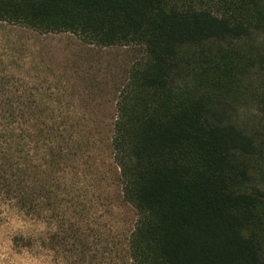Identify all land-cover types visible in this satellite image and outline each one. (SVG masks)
<instances>
[{
	"label": "trees",
	"instance_id": "16d2710c",
	"mask_svg": "<svg viewBox=\"0 0 264 264\" xmlns=\"http://www.w3.org/2000/svg\"><path fill=\"white\" fill-rule=\"evenodd\" d=\"M5 27L143 49L108 145L137 215L128 264H264V0H0ZM12 50L0 56V200L31 219L60 215L86 247L101 121L74 114L92 106L76 90L41 95ZM246 109L257 114L243 120Z\"/></svg>",
	"mask_w": 264,
	"mask_h": 264
},
{
	"label": "rangeland",
	"instance_id": "374dc122",
	"mask_svg": "<svg viewBox=\"0 0 264 264\" xmlns=\"http://www.w3.org/2000/svg\"><path fill=\"white\" fill-rule=\"evenodd\" d=\"M0 45V56L5 55L4 48L6 51L14 49L17 58L18 55L26 57L20 66L23 71L38 76L34 86L41 95L55 96L65 88L64 100L72 101L70 91L81 93L77 103L84 100L92 106L88 110L78 109L74 114L99 119V135L102 133L107 139L106 147L101 144L98 152L103 181L94 194L99 200L95 201V208L82 214L81 219L83 233L89 238L88 245H72L69 227L64 228L60 215L43 214L38 219H31L0 200V264H128L122 250L137 215L120 199L118 171L112 164L108 145L118 91L127 82L130 70L143 59V49H100L73 35L44 36L10 27L0 28ZM30 54L34 56L32 63L27 60ZM9 64L6 63L5 68ZM256 114L253 109H246L240 115L247 121ZM21 238H33V245L25 248Z\"/></svg>",
	"mask_w": 264,
	"mask_h": 264
}]
</instances>
